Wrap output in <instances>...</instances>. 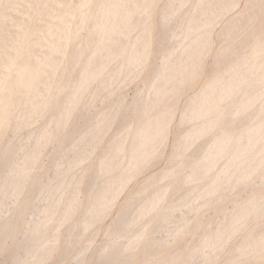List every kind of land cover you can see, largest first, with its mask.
<instances>
[{"label":"bare ground","instance_id":"1","mask_svg":"<svg viewBox=\"0 0 264 264\" xmlns=\"http://www.w3.org/2000/svg\"><path fill=\"white\" fill-rule=\"evenodd\" d=\"M55 1H60L62 6H51V2ZM136 1L141 4L139 10L133 9L138 4L134 0L133 7L131 0H0V137L7 136L5 143H2L3 140L0 142V256L5 249L4 239L17 229L21 213L30 204L24 198L23 191L40 170L43 146L64 135L66 125L81 101L83 107L88 104L87 99L90 102L95 97L105 99V96L118 91L111 92L114 90L111 89L112 83L116 84H113L115 89L119 88L141 69L138 65L140 62L143 64L149 48V30L146 28L149 24L145 22L152 9H148L152 0ZM234 1L164 2L159 16L161 45L157 50L158 64L153 65L141 88L138 87L131 101L125 105L122 117L119 115L122 124L118 123L121 125L111 132L108 143L104 142L107 145L101 153L103 155L98 157L100 160L89 175V181L86 179L87 184L82 183L84 190H79L80 179V182H74V172L83 171V168L85 171L89 165L86 164L90 162V147L101 140L111 126L120 109L121 97L120 101L117 98L109 107H103L105 109L101 110L100 116L98 114L99 118H84L83 123L67 132L65 146L60 148L58 154L61 161H55L46 181L39 182L37 203L33 204V200H30L29 208L35 211V219L33 222L31 220V225L24 223V228H18L16 235L20 233L21 239L10 251L9 262L5 261L4 264L45 263L58 244V231L63 222L75 213L79 203L78 191L86 196L85 207L59 240L66 249L74 246L77 239L110 210L131 174L146 166L158 154L168 131L170 105L173 102L171 100L170 105L166 104L168 102L163 98L169 88L174 92L181 85L188 86L187 82L194 79L206 53L207 39L214 23L220 16L223 18L226 15ZM249 3L242 7L241 15L229 18L222 25L217 34L221 44L232 43L229 41L244 27L246 15L251 13L252 18V12H256L253 9L256 5L264 4V0H254L253 8ZM14 9H21L22 16L16 17L14 13L16 20L13 17V22L6 18L5 13L9 15V11ZM39 18L42 23L38 22ZM11 24L15 27H9ZM82 29L85 30L84 36L80 34ZM39 33H43V36L46 34L47 40L37 45ZM249 34L246 37L250 36V39H244L240 50L237 49L238 52L230 56L231 59L224 61L219 74L186 100L182 113L179 112V132L174 137L170 160L163 163L161 170L157 169L159 171L141 181V185H144H139L135 195L120 206L115 217L112 216L102 239L97 243L96 264L130 263L136 251L153 250L152 247L158 248L159 245L162 247L187 228L188 218L184 217V211H192L197 201L210 205L220 200L224 192L239 188L238 193L240 187H251L257 180L264 184V114L262 119L258 117L261 110L263 113L264 106L257 102L263 96L260 92H264V88L262 91L260 89L264 85V27L253 33L252 37ZM66 44L68 51L65 50ZM126 48L130 52L123 55ZM61 49L62 54L63 49L66 53L60 63L56 54ZM100 74L104 76L103 80L96 86L90 85L96 80L93 77L99 75L97 78H101ZM88 85L95 87L88 91L89 96L92 92L91 100L88 96L84 101L82 93ZM8 100L16 101L17 105L11 103L13 106L8 108ZM162 101L165 102L163 105ZM150 102L158 108L153 118L146 108ZM22 104L27 106L23 107ZM240 115H243L242 118ZM24 130L27 139L22 136ZM205 133L211 135L206 138ZM202 136L204 139H201ZM177 158L180 160L178 163L175 161ZM8 202H12L14 208L9 215L5 213ZM236 203L232 204L229 212L227 209L229 217L227 219L225 216V222H217L214 226L206 224L203 230H198L200 242L194 247L187 244L185 249L176 250L174 254L144 259L145 263L208 264L212 259H217L216 255L224 242L240 230L247 218L264 213V194L249 196ZM199 235L196 237L199 238ZM197 238L196 241L199 240ZM90 244L86 242L84 246L81 245L67 264L84 261L83 253L87 252ZM234 245H231V251L229 248L226 261L223 258L224 264H234L240 256L247 259V254L251 257L258 250L264 253V223L248 230ZM64 247H61L63 251L59 254L61 258L67 252ZM262 251H259V256L263 254ZM259 256L257 262L250 259L244 262L240 259L238 262L263 264L258 260Z\"/></svg>","mask_w":264,"mask_h":264},{"label":"rangeland","instance_id":"2","mask_svg":"<svg viewBox=\"0 0 264 264\" xmlns=\"http://www.w3.org/2000/svg\"><path fill=\"white\" fill-rule=\"evenodd\" d=\"M72 1H74V0H72ZM149 1H151V0H149ZM165 1L166 0H152V2H149L148 9L149 8L150 9L152 8V9L151 10L149 9L150 11L148 10L150 14L148 15V17H147L148 19L145 22L146 25L149 24V25L146 26V28L149 30V48H148V52H147L146 56L144 57L143 64H142V62H140L142 64V66L140 67V65H141L140 63L138 65L139 66L138 68H141V69H139L138 71H136V74L134 73L133 74L134 76L132 75L133 77L130 76L129 79L127 78L126 81L123 82L122 85L119 86V88L116 87V89H115V87H113V84L114 83H112V86H111V84L109 82V85L112 87L111 89L112 90L114 89L111 92H114L115 90L116 91L118 90V91L117 92H114V93H111L110 92L111 95L105 96L104 97L105 99H100L101 97H99V98H96L95 97L96 98L95 99L94 96H92L94 99H92V102H90L89 99H87V97L89 96L88 94H90L89 93L90 90L92 91L93 88L98 84V82L100 83L101 79L103 80L104 76H102V75H105V74L102 72L101 73L102 75L100 74L101 78L100 77L97 78V76H99V75L93 77V79L96 78V80L94 79L95 80V82H94V80L92 79L93 81H92V83L90 85L93 86V84H94L95 86L93 88L90 87V85H88L89 86L88 88H86L87 87L86 86L85 89L83 90V91L86 90L85 92H83L85 95L82 93V100L85 101V97H86V99L88 100V102L86 101V103H88V104H86V105H84L82 107L81 106L82 105L81 103H83V101H81V103L79 105V108L81 110L77 107L76 111L74 112L75 115L72 116L70 122L66 125V129L64 131V135L61 138H59V140H56L53 143H49V144H46V146H43V148H42V155H41L42 156V159H41V164H40V166H41L40 167V170H38V172L35 174L32 183L30 185H27L25 187L24 191H23V196L25 195L24 198L26 200H29L27 202H29L30 204H31V202H34L33 204H36L37 203V196H38V192H39V191L37 192L38 184L42 183L43 181H46L47 175H49L51 173V169L53 168L54 162L55 161H61V159L59 158L58 154H59V151H61V149L65 146L67 132H69L70 130H72L73 127L75 128V127L79 126L81 123H83V121H85V119L87 120L90 117L91 118L95 117V119L96 118H99V116L101 114V110L107 108V107H105L106 105L108 106V105H110V103L112 104V101L113 100L115 101L117 98H118L117 101H120L119 100V97H121L120 98L121 99V106L119 107L120 109L117 110L116 115L114 116V120H112V122L110 124L111 126L109 125L110 127H108V129L106 130V133H104V135H103L102 138L100 137L101 140L99 139L98 141L94 142V144H92L93 146L90 147V152H89V157H88V160L90 162L87 161L88 163L86 164V165L89 164L88 165L89 167L87 166L88 168L86 167L85 168V171H84V168H83V171H80V170L78 171L77 170V172H74V177H75L74 178V182H76V180L79 181L78 179H80L81 185L78 184L80 181L77 182L78 186L79 187L81 186L80 187L81 189L79 188V190H82V189L84 190V188L82 186L83 185L82 183L86 182L85 183V185H86L87 182L89 181L88 179L90 178L93 170L95 169L96 165L98 164V162L100 160L99 158H101V155H103L101 153H102V151H104V148L106 147V145L108 143L107 140L109 139V136L116 130V128H119V126L122 124V120L120 119L121 122L119 121V118L122 117V115H121L122 114L121 113L122 110L125 109V107H126L125 105H127L131 101V99L134 96V92L138 91V89H139L138 87L141 88V85L143 84L142 81L150 74V72H152L153 67L158 64V60L157 59H159V58L157 56L158 55L157 50L159 49L158 47L161 45L160 44L161 43V39H159V38H161L160 37L161 34H159V32H160V29H159V16L161 14V9L163 8V5H164V2ZM221 1L224 2L226 0H221ZM134 2H135V4H137L139 1L134 0ZM247 2L248 3L250 2L249 3V6H252V8L255 7L254 0H253V2L251 0H248V1L247 0H235L234 1V4L232 5V6H235V7H232L231 6L229 8L231 11H229V9H228L226 11V15L225 16L223 15L224 16L223 18H221V16H220L218 18L219 20L217 19V22H215L216 24L214 23L215 26L212 28V32L210 31V34L208 36L209 39H207V43H208L207 50L208 51L206 50V53L203 56L204 59L203 58L201 59L202 62L200 63V66H199V69H198L199 71H197L195 73L196 75L194 74V77H193L194 79H191L192 82L191 81H189V83L187 82L188 86L186 85V87H185V84L184 85H181L180 87H178L177 89H175L174 92H173V90L171 88L168 89L169 91L167 90V95L165 94V97L163 99L166 100L165 102H168L166 104H169L170 105L171 102H172L171 100H173L174 103L172 102V105H170L171 106L170 107L171 108V120L169 122L170 124L168 125V131L165 132V136L163 138V142H162L161 147H160L159 152H158V154L160 156L158 154L155 155V157H154L155 160H153L154 158H152L150 160L151 162L149 161V163L145 164L146 166L138 168L139 170L137 169V171L135 170L131 174V176H130V180L131 181L128 179L127 184H125V187L123 188L124 190L122 189V191H121L122 194L120 193V195L118 196V199H116L115 203L111 206L110 210H108L105 213V215H103V217H102L101 220L99 219L97 223L95 222L94 225H92V227L89 228V230H87L83 235H81L77 239L76 243H74V246L71 245V247L69 246L70 249H66V247H64L63 243L60 242L61 241V237L63 236L64 232H66L68 230V228L71 226V224L74 222V220L79 215H81V213H82V211H83V209L85 207V200H86L85 197L86 196L84 195V193L82 191L81 192L78 191L77 197H78L79 203H78V206H77L76 210L74 211L75 213H73L74 215H71L72 217H70L69 219H67L66 222H63L64 224H62V227L60 225L61 228L58 231V234H59L58 237H59V240L60 241L58 240L57 246H55V248H53L54 250L51 251L50 255L48 256L49 258L43 264H53V263L54 264L55 263L56 264H67V263H69L70 260H71L70 257L72 258V256H74V254L78 253V250L77 249H80L79 247L81 245L84 246L86 244V242H89V243L91 242V244H90L87 252L83 253L84 255L82 254L83 255V258H84L82 260H84V261H82L81 263H77V264H96V262H97V261H95L96 260V255H97L96 251H97V248H98L97 247V243H99L100 242V239H102L101 237H103V234L106 231V229H105V228H107L106 226H108L109 222H111V220L113 219V217H115V214H117L118 210L126 203V201L128 202V200H130L132 198V196L135 195L136 189L138 187L144 185V183L141 185V183L145 181L144 179H146L147 176H150L153 173H156L157 171L161 170L164 167L163 163L165 164L167 162V160H170L169 159V156H170V154L172 155L171 150L174 149V145L173 144L175 142V138H176L175 136H177L176 134H177V132H179V130H178L179 129V127H178L179 125L178 124H179V121H180V116L179 115L182 113L181 111H182L183 107L186 105V100L187 99L189 100V97H191L195 92H197L199 89H201L204 86V84H207L208 81H211L212 79L215 78V76H217L219 74L218 71H220L219 69L222 68V66L226 62V59L227 60L231 59L230 56L231 57L234 56L238 52L237 49L241 48V42L244 41V39L245 40L246 39H250V38H248L250 36H247L246 37V35L249 34V31H250V33L251 32L255 33L258 29H261V28L264 27V4H262L261 6L258 5V7L256 5L255 9H253V11L256 10V12H252V18H251V13L249 15H246L247 17L245 18V20L247 19L246 22L248 21V23L245 22V25L242 28L243 31H242V29H240L239 32H238L239 34L236 33V34H238L237 36H236V34L232 36L231 39L233 41L230 39L231 41H229V42H232V43H230L231 45L229 43L227 45L220 43L217 34H219L218 32L221 29L222 25L225 24L229 20V18L230 19H233V17H236L238 15H241L243 13V11H241V9H242V7L243 8L246 7L245 4H247ZM251 2L253 3L254 6L252 5ZM52 4H53L54 8H55V6H56V8H58V6L59 7L62 6V3H60V1H59V3H58V1H55V3H52L51 2V6H52ZM131 4H132V7H133L134 6V3H132V0H131ZM243 4L245 6H243ZM140 5L141 4L138 3L137 6L135 5V7H133V9L138 8L137 10H139L140 8L138 6H140ZM50 7L48 9L49 10L48 11L49 13H50L51 8H52V7L51 8ZM54 8H52V9H54ZM19 10H21V9H18V11H17V9L10 10L9 11V15L6 12L5 14L7 15V17H6L5 14L4 15H5V17L8 20H10V21L12 20L14 22V18L13 17H15L17 15L16 17L19 16V18H20V16H22L21 11H19ZM55 11H56V9H55ZM134 11H136V10H134ZM240 11H241V13H240ZM10 12L13 13V14H11ZM53 12H54V10H52L51 13H53ZM158 12H159V15H158ZM10 14L11 15H14V16H10ZM46 16L47 15H45V18H43V23L46 20ZM249 16H250L251 19H249ZM16 17H15V20H16ZM48 17H49V14H48ZM254 17L255 18L257 17V18L255 19ZM253 18H254V20H253ZM38 22H41L42 23V19L39 18ZM260 26H261V28H260ZM9 27H12L13 28V27H15V25L12 26V24H11V26H9ZM40 33L38 35V41H37L38 44L37 45L43 44L47 40L46 39L47 37H45L46 34L44 33L45 36H43V33L42 34H40ZM84 33H85V30L82 29L81 32H80V34L82 36H84L83 35ZM253 33H251L249 35H251V37H252L253 36ZM66 43L68 45H70V43H68L67 41H66ZM67 44L65 45L66 47H67ZM238 44H240V45L238 46ZM37 47H38V49H37ZM37 47H36V50L38 51L39 50V46H37ZM68 48L69 47L65 48V50L68 51L67 50ZM128 48H130V45H129ZM128 48L125 49L126 51L123 52V55H126L127 52H130V49H128ZM208 48H210V49H208ZM220 49L221 50L223 49V50L220 51ZM59 51H57L56 56H59V58H57V59H58V62L61 63V61L65 57L64 55H65L66 51H64V49H63L64 54H62V49L59 50ZM58 53H59V55H58ZM218 54H220V55H218ZM110 63H109V65H110ZM109 65H108V67H109ZM209 66H210V68H209ZM112 82H114V81H112ZM262 84H264V82ZM114 86H116V84H114ZM263 86L264 85L260 86L261 91L264 88ZM90 88H92V89H90ZM260 89H258V90H260ZM260 93H263V94H261L263 96H260L258 98L259 101L257 100V102H258V104L260 103V105L264 106V103L263 104L261 103V101L264 102V99L262 100V98L264 97V92H260ZM113 94H115V95H113ZM91 95H92V92H91ZM90 96L88 98H90ZM176 96H178V97H176ZM90 100H91V98H90ZM122 101H123V103H122ZM163 101H162V104L161 105H163L165 103V102L163 103ZM11 103H13L14 106L17 105V102L16 101L15 102H13V101L10 102V100H8V102H7L8 105H6V106L8 108L11 107V106H13V104H11ZM15 103H16V105H15ZM9 104H11V105H9ZM149 104H147V105H149ZM152 104L153 103H151L149 105L150 107L148 106L146 108H147V110L150 111V112L148 111L149 114L152 113V116L151 115L150 116L153 118V117L156 116L157 113L155 114V112H156V110H158V108H156L157 107L156 105H154V104L152 105ZM54 105H56V104H54ZM24 106H27V104L26 105H23V107ZM228 106H230V105H227V107ZM51 107H52V105H51ZM51 107L49 106V108H51ZM103 107H105V108H103ZM231 107H229V108H231ZM262 109H264V107ZM173 111H174V113H173ZM261 111H260V115L258 116L260 119H262V117H263L262 115L264 114V110H263V113L262 114H261ZM179 112H180V114H179ZM98 114H99V116H98ZM119 115H121V117ZM240 116H241L240 118H242L243 115H240ZM35 123L33 125H36ZM118 123H121V124H118ZM67 128H69V129H67ZM175 131H176V133H175ZM25 132L26 131L24 130L23 133H22V136L25 135ZM209 134L211 135V133H209ZM205 135H207L206 138L210 136V135L208 136V134H206V133H205ZM205 135L203 134L204 137H205ZM203 136L201 137V139L203 138ZM6 138H7V136H5V138L3 136L0 137V142L3 140L2 143H5L6 142ZM24 141H26V140H24ZM104 142H107V143H104ZM91 149H92V151H91ZM56 150H57V152H56ZM160 151H161L162 154L160 153ZM91 152H93V153H91ZM70 153H71V151H70ZM93 161H94V164H93ZM175 161H177V163H178L180 160L177 158ZM162 165H163V167H162ZM157 169H159V170H157ZM82 173H84V175H82ZM86 179L88 181H86ZM258 183H259V181L257 180L256 183L254 182V184L251 185V187H249L250 185H246V186H244V188L243 187H240V190L238 191V193H237V190L239 188H237L235 190L233 189L232 191H230L228 193L227 192H224V194H221L220 195V200H218V201L216 200L217 201V202L215 201L216 203H214V201H213V203H209L210 205L204 204V203L202 204V202L200 200L197 201L194 204V207H193L194 209L192 211L191 210L190 211L189 210H185L184 211V217L185 218H188V223H187L188 225H186L187 228L185 227L183 230H181L178 233L177 237L175 236L173 238L174 240L171 239V240L167 241L166 243L168 245L166 243H165L166 245L163 244L162 247L159 245L160 248H159V246H158V248L156 246L155 247H152L151 249H153V250H150L148 248V250H145L144 252L142 251L143 253L141 251H136L135 255L129 261L130 263H126V264H144L145 263V260L144 259L147 260V258L149 259V258H153V257H158V256L166 255V254H171V253L174 254V252L175 253L177 252L176 250L180 251V249L182 250V249H185L187 246L189 247V244H191L190 245L191 247H194L195 245H197L200 242L199 231L200 230H203V227L207 226L206 224H208V225L210 224V226H214V224L217 223V222H221V221L225 222L226 221L225 216H227V219L229 217L228 213H226L227 209H228V212H229L231 210V208L233 207V205L236 202L239 203V201H242V199H246L249 196H253V195H257V194H264V187H263L264 184L263 183L262 184H260V183L258 184ZM30 200H33V201L30 202ZM11 203L12 202H8L7 203V206L5 207V213H7V215L12 214V212H14V208H13V206H12ZM30 204L29 205H26V207H25L26 209L24 208V211L25 212L23 211L24 213H21L22 214L21 217H20L21 220L19 221V224H17L18 227L16 226L17 229H15V231L13 232V234H12L13 236L11 235L7 239L6 238L4 239L5 242L3 241V247L5 246L4 247L5 249H4V252L1 253V256H0V264H4L5 261H6V263L9 262L8 260H10L9 259L10 257L8 258V256L10 255V251L12 250V248H13L14 244L16 243V241H18L19 239H21L20 233H19V235H16L18 233L17 231H19L18 228L19 229L21 227L24 228L25 226H23V225H25V224L26 225H31L32 224L31 223V220L33 222V220L35 219V217H34V215H35L34 212L35 211H33V209H31V207L29 208ZM221 206H222V208H221ZM197 209H198V211H197ZM196 212H197V214H196ZM250 219H251V221H250ZM246 221H244L245 223L244 222L242 223V225L240 227V230H238L235 233L234 236H236V237H234V236L233 237H229L228 241H226L227 243L224 242L225 243L224 246L218 252L219 254L216 255V256H218L217 259H212L208 264H224L223 261L224 260L226 261V256L231 251V249L233 248V246H235L234 244H236V242L244 234H246L248 232V230L250 231L251 229L253 230L254 228H258L261 224L263 225V223H264V213L261 214V215L255 216L254 218L250 216L249 219L247 218ZM191 225H193V226H191ZM248 226H249V228H247ZM241 228H242V230H241ZM98 229H100V230H98ZM95 231H98V232H95ZM158 233H159V235H161L163 232L161 231V234H160V232H158ZM158 233H157V235H158ZM197 234L199 235L198 236L199 238L196 237ZM196 238L199 239V240L196 241L195 240ZM190 239H193L195 241L193 242V240H190ZM170 241H172V242L170 243ZM189 241H191L193 243H190ZM231 245H233V246H231ZM61 247H64L65 251L67 250L66 254L69 253L67 255L65 254L67 257L65 255L63 256V258L60 257L59 254H60V252L63 251V249H61ZM229 248H230V251H229ZM259 251H262V250H258L257 253L256 252L255 253L253 252L254 255L252 253L251 254L252 256L251 257L249 256L250 258L248 257L249 254H247V256H246L247 259L248 260L250 259L251 261H256L257 262V259L256 258L261 253ZM262 253H263V251H262ZM216 256L214 258H216ZM260 256H261V258H260ZM260 256L258 257L259 258L258 260H260L264 264V261H263L264 260V253L262 255H260ZM57 257L59 259H61V260L58 259V262H57ZM262 257H263V259H262ZM223 258H224V260H223ZM251 258H253L254 260L251 259ZM237 259L240 261L241 256H240V259L239 258H237ZM247 259L244 256V257H242L241 260H243V262H244V260H247ZM221 260H222V262H221ZM238 260L237 261L235 260L236 262H234V264L237 263ZM238 264H240V262H238Z\"/></svg>","mask_w":264,"mask_h":264}]
</instances>
